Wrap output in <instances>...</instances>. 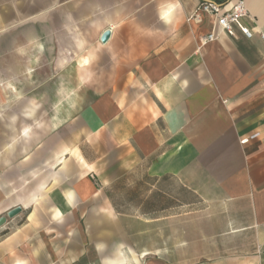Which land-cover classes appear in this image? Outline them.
I'll use <instances>...</instances> for the list:
<instances>
[{
    "label": "crops",
    "instance_id": "obj_1",
    "mask_svg": "<svg viewBox=\"0 0 264 264\" xmlns=\"http://www.w3.org/2000/svg\"><path fill=\"white\" fill-rule=\"evenodd\" d=\"M202 1L65 0L57 59L0 40V264H148L109 194L136 168L170 264H264V0H244L250 38L193 18Z\"/></svg>",
    "mask_w": 264,
    "mask_h": 264
},
{
    "label": "rangeland",
    "instance_id": "obj_2",
    "mask_svg": "<svg viewBox=\"0 0 264 264\" xmlns=\"http://www.w3.org/2000/svg\"><path fill=\"white\" fill-rule=\"evenodd\" d=\"M75 1L70 0V3ZM61 2L65 0H0V40H3L4 46L2 57L8 56L7 59H44V57L57 59L59 55L64 56L65 54L59 53L60 43L65 40L62 37L67 36L64 30L65 23L68 21L64 16L56 15L64 7ZM49 33L51 40L46 41L50 48L47 43L45 52L38 51L42 48L41 45L44 46V36L48 38ZM84 34L87 38L85 42H90L92 37H89L87 32ZM11 45L18 53L16 57L9 54ZM66 56L69 58L70 54ZM121 60L132 62L135 59ZM90 61H92L91 64L83 68L84 73L92 75L99 70L100 74L107 75L108 59H90ZM143 171V169L136 168L111 184L109 194L116 211L124 219V224L130 232L135 247L141 252L146 251L143 256L145 262L153 264L156 259L162 258L164 262L170 264L171 224L164 222L156 225L153 213L154 194L148 192L152 181L146 179ZM142 201H147V204L139 208ZM182 225L184 224L180 226ZM161 229L163 239L158 240V230ZM179 244L184 246L186 242L182 240ZM160 245H162L164 255L156 256L155 247Z\"/></svg>",
    "mask_w": 264,
    "mask_h": 264
},
{
    "label": "built area",
    "instance_id": "obj_3",
    "mask_svg": "<svg viewBox=\"0 0 264 264\" xmlns=\"http://www.w3.org/2000/svg\"><path fill=\"white\" fill-rule=\"evenodd\" d=\"M200 12L215 16L217 31L231 36H234L237 32L247 38L252 36L251 31L242 23V17L246 13L244 0H232V4L228 9H224L213 0H205L199 4L196 13L192 17L197 19ZM261 37L264 39V34H261ZM213 38L214 33L210 32L201 37V42L206 43Z\"/></svg>",
    "mask_w": 264,
    "mask_h": 264
},
{
    "label": "water",
    "instance_id": "obj_4",
    "mask_svg": "<svg viewBox=\"0 0 264 264\" xmlns=\"http://www.w3.org/2000/svg\"><path fill=\"white\" fill-rule=\"evenodd\" d=\"M110 36V30L106 29L104 30L101 35H100V42L105 43ZM21 208L19 206L11 208L9 211H7L6 216L7 217H13L16 215L18 212H20ZM5 217L0 216V225L4 222Z\"/></svg>",
    "mask_w": 264,
    "mask_h": 264
}]
</instances>
